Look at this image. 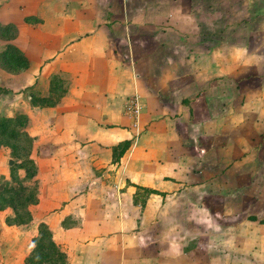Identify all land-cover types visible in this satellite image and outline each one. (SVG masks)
Segmentation results:
<instances>
[{"label": "crops", "instance_id": "0c3cea01", "mask_svg": "<svg viewBox=\"0 0 264 264\" xmlns=\"http://www.w3.org/2000/svg\"><path fill=\"white\" fill-rule=\"evenodd\" d=\"M222 4L251 1L0 0L38 167L0 264H261L264 67L226 61Z\"/></svg>", "mask_w": 264, "mask_h": 264}, {"label": "rangeland", "instance_id": "374dc122", "mask_svg": "<svg viewBox=\"0 0 264 264\" xmlns=\"http://www.w3.org/2000/svg\"><path fill=\"white\" fill-rule=\"evenodd\" d=\"M223 1H225V3H227L228 1L232 3L234 1L235 3L237 0ZM250 1V6L243 4L218 5L217 9H219V15L221 14L220 12L223 11L224 16H226L227 19L222 22H220L219 20V22L215 23V27H217V25L219 26V29L221 25V27H234L233 33L229 37L230 46L225 53L226 61L233 62L235 57V61L240 60V62H243L244 60H247L251 64L259 66L261 69V67H264V55H262V47L264 46V19H262L260 16H264V0ZM249 9L251 12L253 10L252 14H256L257 21L249 22L244 18L247 17L246 14L248 13L247 10ZM241 27L245 28L240 29ZM13 30L14 29H10V27L5 29L3 26H0V117H14L19 113H23L20 106L18 105L19 96L12 95L14 94L11 93L13 89L10 88V86H13V82H11L10 80L14 78L11 75L20 74L22 72V66L24 62L22 60V55L18 53V50L14 49L12 44L7 43V41H9L11 39V36H13L14 34ZM245 47L248 51V55L245 53L241 54V50L244 51ZM237 50L238 53L234 52ZM260 69L257 70L259 71ZM20 85L21 81L15 83L16 88H18ZM25 89H23V87L21 86L19 88V90H21L19 91V93H22V91ZM261 120L259 121L258 119L259 122L264 121ZM24 129L28 134L27 136H30L33 139L32 142L31 139H28L26 136L14 141L9 140L10 138L8 136H0V189H3L4 191L5 183L7 181H9L12 186H14L13 188H17V190L14 192L1 193L0 205H5V208H12L16 213V216L13 219L18 222H25L28 219V206L33 204V202H30L26 206L22 205L20 202L25 197H22L21 199V195L23 196L24 193L27 199L30 196L31 190L33 191L35 188L37 191L38 188V183L33 176L34 169L32 168V165L27 163L26 160L27 158H31L34 150V137H32L28 132V122L27 124L25 122ZM263 137L264 135H262V137L258 135L257 139L263 141ZM30 144L32 148H30ZM31 159L34 161L33 158ZM23 161H25L26 163L25 167L22 166ZM13 175H16L17 177H19V179L24 178L23 183L19 182L18 180L16 181V179H12ZM24 183L29 186V188H27V191L21 190V186H23L22 184ZM11 200H14L15 207H13L12 205H7V203L10 204ZM27 202L28 201H26V203ZM46 242L44 243V245L40 244V247H44V249L46 248V251L48 253L46 252L44 255L48 254L51 256L54 253L55 249L52 246H46ZM37 249L38 248L36 247V250ZM256 251L261 253V255H259V258L262 259H260L259 261L261 264H263L264 257H262V252L264 251V240L258 241Z\"/></svg>", "mask_w": 264, "mask_h": 264}, {"label": "trees", "instance_id": "16d2710c", "mask_svg": "<svg viewBox=\"0 0 264 264\" xmlns=\"http://www.w3.org/2000/svg\"><path fill=\"white\" fill-rule=\"evenodd\" d=\"M0 26H3L5 29L10 27L9 24H6V25H0ZM1 91V89H0ZM25 122L27 124L28 122V116L25 114V113H19L17 116H14V117H9V116H3V117H0V136L1 137H6L8 136L11 140V141H14V140H17L21 137H24L26 136L28 139H31V142L33 141V139L30 137V136H27L28 134L26 133L25 129H24V125H25ZM130 146V141H127L125 142L123 145H121V149H122V153L126 150V148H128ZM30 148L31 147V144H30ZM27 163L32 165V168L34 169V172H33V176L36 175L37 173V166L36 164L34 163V161L31 159V158H27ZM22 166L25 167V161L22 162ZM20 164V163H19ZM18 166H21V165H18ZM29 176V174H28ZM12 179H16V181L18 180L19 182H22L23 183V179H19V177H17L16 175H13ZM23 186H21V190L23 191H27V188H29V186H27V184H22ZM14 186H12L9 181H7L5 183V188H4V191L3 189H0V194L1 193H7V192H14L17 190V188H13ZM26 189V190H25ZM150 192H154V190H149ZM36 189L34 188V190L30 192V196L26 199V195L23 193V196L21 195V199L22 197H25L23 200H21V204L26 206L27 204H29L30 202H35L37 200V197H36ZM19 199V197H18ZM26 201H28L26 203ZM7 205H12L13 207H15V202L14 200H11L10 201V204L7 203ZM0 208H5V205H0ZM42 236L40 237V241L41 240H44L45 238H49L50 239V231L48 230V228H46L45 226L42 225ZM48 240V239H47ZM48 243V242H47ZM50 246L53 247V244L50 242L48 243ZM38 249H40V244L38 243V245L36 246ZM37 249V250H38ZM36 250V248H35ZM36 250V251H37Z\"/></svg>", "mask_w": 264, "mask_h": 264}, {"label": "built area", "instance_id": "2783aa9c", "mask_svg": "<svg viewBox=\"0 0 264 264\" xmlns=\"http://www.w3.org/2000/svg\"><path fill=\"white\" fill-rule=\"evenodd\" d=\"M126 111L135 117V119L138 121L140 113H141V102H140V96L134 95L131 97L127 103H126Z\"/></svg>", "mask_w": 264, "mask_h": 264}]
</instances>
